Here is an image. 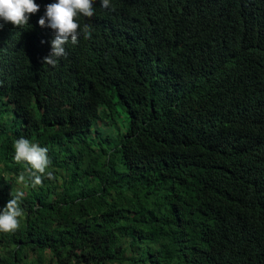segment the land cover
Listing matches in <instances>:
<instances>
[{"label": "trees", "instance_id": "obj_1", "mask_svg": "<svg viewBox=\"0 0 264 264\" xmlns=\"http://www.w3.org/2000/svg\"><path fill=\"white\" fill-rule=\"evenodd\" d=\"M35 2L0 23V208L16 138L52 175L0 264H264V0H97L54 67Z\"/></svg>", "mask_w": 264, "mask_h": 264}, {"label": "clouds", "instance_id": "obj_2", "mask_svg": "<svg viewBox=\"0 0 264 264\" xmlns=\"http://www.w3.org/2000/svg\"><path fill=\"white\" fill-rule=\"evenodd\" d=\"M97 0H52L44 5L36 24L51 30L50 51L42 58V64L55 66L58 59L67 56L66 44L76 43L81 34L84 38L91 35L87 23L80 25L79 17H91ZM100 7L111 10V0H98ZM40 5L35 0H0V23L10 24L13 28L28 26L30 14H35ZM49 149L46 145L34 142L24 136L16 138L12 144V159L24 165V171L16 176L20 185L5 205L0 208V233H15L23 214L21 207L25 196L23 187L28 183L39 184L42 174L52 175L47 171L50 164Z\"/></svg>", "mask_w": 264, "mask_h": 264}, {"label": "rangeland", "instance_id": "obj_3", "mask_svg": "<svg viewBox=\"0 0 264 264\" xmlns=\"http://www.w3.org/2000/svg\"><path fill=\"white\" fill-rule=\"evenodd\" d=\"M125 114H122L119 118H118V122L120 123V127H121V131H123L127 125V123L125 122Z\"/></svg>", "mask_w": 264, "mask_h": 264}]
</instances>
